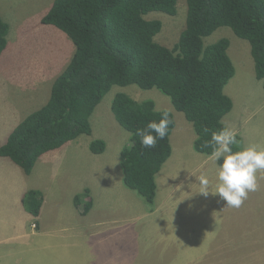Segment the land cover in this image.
<instances>
[{
	"label": "trees",
	"instance_id": "trees-1",
	"mask_svg": "<svg viewBox=\"0 0 264 264\" xmlns=\"http://www.w3.org/2000/svg\"><path fill=\"white\" fill-rule=\"evenodd\" d=\"M178 1L54 0L42 22L66 32L76 45L75 53L54 80L48 102L16 125L0 146V156L31 173L43 154L82 134L92 135L91 117L97 106L114 85L130 84L144 89L156 87L170 96L193 124L195 150L211 155V133L227 126L224 118L234 107L225 87L236 74V66L229 53L228 37L210 44L206 37L229 26L237 36L248 40L256 76L264 87V0H186V26L170 47L156 40L163 21L146 15L157 11L175 15ZM9 33L10 24L0 13V58ZM164 110L168 109H158L152 99L138 100L125 91L117 92L112 102L116 120L132 134L130 144L121 151L124 184L152 207L158 173L173 153L175 115L170 110L168 135L154 148H143L136 132L150 121L158 122ZM237 139L244 147L239 133ZM106 148L103 138L90 142L95 153ZM43 202L40 190L30 189L23 197L26 210L36 217Z\"/></svg>",
	"mask_w": 264,
	"mask_h": 264
},
{
	"label": "rangeland",
	"instance_id": "rangeland-1",
	"mask_svg": "<svg viewBox=\"0 0 264 264\" xmlns=\"http://www.w3.org/2000/svg\"><path fill=\"white\" fill-rule=\"evenodd\" d=\"M53 2L0 0V12L11 24L8 47L0 60V142L4 134L19 123L13 125L14 120L23 116L16 117L14 113L12 116L7 103L8 93L14 92L15 99L12 101L10 97L11 104L17 101L18 94L33 87L41 88L38 91L45 96L49 90V96L52 80L66 69L75 53L76 45L66 32L56 25L42 22ZM187 11V1L179 0L175 15L158 11L147 14V18L163 21V29L156 40L173 47L186 26ZM222 37L231 40L229 53L236 66V74L225 87L226 93L234 100V107L224 122L243 137L244 147H264V87L256 76L251 45L229 26L218 28L206 37V42L210 44ZM119 91L128 92L138 100L152 99L158 109L173 111L176 119L173 147L176 155L189 154L178 160L168 175L166 182L170 192L160 200L157 212L150 210L145 214V206L150 205L144 199L142 203L128 201L120 237L107 238L103 245L97 242L100 247H96L95 261L86 264H264V170L257 173V190L250 192L238 208L226 207V201L218 194H199L201 177L208 179L209 190L215 193L220 161L214 162L211 155L195 150L196 133L192 122L160 89H144L137 84L114 85L91 117L93 134H82L74 139L75 146L82 147L94 138H103L109 144V153H115L117 144H130V132L116 120L112 111L113 99ZM85 163L70 159L54 162L45 158L40 167L62 166L65 173L68 168L83 169ZM16 177L19 175L15 174ZM126 188L134 197L142 199L135 190ZM160 195L159 179V199ZM7 205L0 201L1 207ZM115 238L117 242L121 240L119 244L115 242L116 247ZM30 264H39L36 255H31ZM41 264L49 262L42 260Z\"/></svg>",
	"mask_w": 264,
	"mask_h": 264
},
{
	"label": "crops",
	"instance_id": "crops-1",
	"mask_svg": "<svg viewBox=\"0 0 264 264\" xmlns=\"http://www.w3.org/2000/svg\"><path fill=\"white\" fill-rule=\"evenodd\" d=\"M2 16L7 21L4 15ZM7 22L10 24L9 21ZM5 51L0 60L3 59ZM54 80H52L53 83ZM38 90L42 89L33 87L25 90L24 93L17 95V101L12 104L10 97L12 101L15 99L14 92L8 93L10 97L7 103L12 116L13 113L16 117L23 115L15 119L13 125L21 122L31 112L48 102L51 96V93L48 96L49 90L46 96ZM9 127L4 126V128ZM15 127L16 125L13 129ZM13 129H9L4 134L0 146L7 141ZM171 139L173 140V134ZM73 141L42 155L29 174L19 164L7 161L11 160L10 158L0 156V192L7 189L4 195H0V201L9 204L5 207L0 206V264H30L32 254L37 256L39 264L42 260H46L49 264L94 262L97 256L96 247H100L97 242L103 245V241L107 238L120 237V232L124 229H121L124 225L121 222L125 219L123 212L125 213L128 209V201L143 202L144 198L140 194L136 192L142 199L134 197L125 187L121 165V151L125 146L123 142L117 144L115 153H109L107 141L106 150L102 153H95L90 149L91 141L82 147L75 146ZM68 146H71V149ZM188 154L189 152H182L176 155L173 147L171 157L157 176L158 189L159 179L161 182L160 199L157 189L155 205L152 207L147 202L151 207L145 206V214L150 210L152 213L157 212L160 200H163V197L170 192V187L167 189L169 185L166 182L168 175L177 161ZM45 158L46 160L50 158L54 162L60 159H70L86 163L83 169L67 167L69 171L64 173L62 166L55 168L57 163L52 167H40ZM15 174L19 177L14 178ZM30 189L40 190L44 195V202L38 217L26 210L23 203V197ZM80 195L83 197L79 200L77 197ZM129 227L131 230V226ZM113 242H117L116 238ZM120 242L121 240L117 243ZM116 246L115 243L114 247ZM116 256L115 252V259Z\"/></svg>",
	"mask_w": 264,
	"mask_h": 264
},
{
	"label": "clouds",
	"instance_id": "clouds-1",
	"mask_svg": "<svg viewBox=\"0 0 264 264\" xmlns=\"http://www.w3.org/2000/svg\"><path fill=\"white\" fill-rule=\"evenodd\" d=\"M171 123L170 110H164L158 122L150 121L145 128L137 129L136 135L140 137L141 146L154 148L158 140L168 135ZM131 135L129 133V136ZM237 137V131L228 126L211 133V139L208 141L213 149L211 159L214 162L220 161L215 193L209 190L207 178L201 177L199 181L201 188L199 194L204 196L209 193L218 194L226 201V207L236 208L244 203L250 192L257 190V173L264 170V147L260 145L242 147ZM234 147L239 150L233 151Z\"/></svg>",
	"mask_w": 264,
	"mask_h": 264
}]
</instances>
